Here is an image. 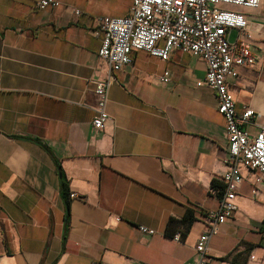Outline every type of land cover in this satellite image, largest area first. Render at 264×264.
<instances>
[{
  "label": "crops",
  "instance_id": "obj_1",
  "mask_svg": "<svg viewBox=\"0 0 264 264\" xmlns=\"http://www.w3.org/2000/svg\"><path fill=\"white\" fill-rule=\"evenodd\" d=\"M36 1L0 0V264H197L201 214L218 208L211 183L228 149L213 92L196 86L205 62L135 53L114 75L109 122L96 131L94 82L111 70L94 19L127 16L132 0H55L44 10ZM221 8L248 19L257 63L235 67L227 83L236 114L253 111L242 130L255 137L264 128V0L253 11ZM237 37L231 31L230 43ZM240 173L236 211L211 239L207 264H264V185ZM61 180L78 195L67 229ZM188 207L199 220L176 242L167 222Z\"/></svg>",
  "mask_w": 264,
  "mask_h": 264
},
{
  "label": "built area",
  "instance_id": "obj_2",
  "mask_svg": "<svg viewBox=\"0 0 264 264\" xmlns=\"http://www.w3.org/2000/svg\"><path fill=\"white\" fill-rule=\"evenodd\" d=\"M261 0H132L129 15L122 18L97 17L94 19L95 34L103 38L98 56L106 61L111 75L94 82L97 103L92 127L102 131L109 122L107 105L114 75L132 65L134 54L145 52L151 57L167 62L173 51L191 54L206 64L204 78L198 88L210 89L217 103V111L225 118V136L228 143L225 159L226 171L221 177L224 192L218 208L205 214V231L200 235L195 251L197 264H207L209 244L236 211L235 198L242 183L240 168L256 176L254 187L264 185V128L255 137L243 130L253 122L254 113L247 109L242 115L235 112V103L229 92L227 78H235V67L250 68L257 63L247 43L248 19L242 12L221 8L222 5L257 10ZM55 0H38L34 8H55ZM78 15L79 12H76ZM238 33L237 42L231 44V31ZM168 82L167 76L163 77ZM78 195L69 193V199ZM143 235H152L150 229L140 226ZM171 239L181 241L179 233Z\"/></svg>",
  "mask_w": 264,
  "mask_h": 264
},
{
  "label": "trees",
  "instance_id": "obj_3",
  "mask_svg": "<svg viewBox=\"0 0 264 264\" xmlns=\"http://www.w3.org/2000/svg\"><path fill=\"white\" fill-rule=\"evenodd\" d=\"M211 188L215 192L216 196L220 199L222 197V194L224 192V185L223 182L218 180H213L211 183ZM60 192L61 196L66 201V229H67V217L69 216V192H68V186L67 183L63 180H61L60 183ZM197 211L195 208H187L184 216L180 219H176L174 217H170L166 229H165V235L169 238H172L176 233H179L180 236L183 238L185 237L192 224H194L196 221H198ZM204 214H201V217H204Z\"/></svg>",
  "mask_w": 264,
  "mask_h": 264
}]
</instances>
